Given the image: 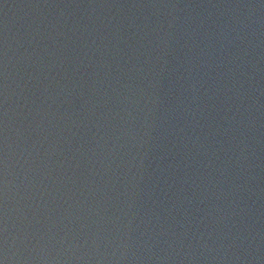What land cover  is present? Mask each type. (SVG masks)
Segmentation results:
<instances>
[{"label":"water","instance_id":"1","mask_svg":"<svg viewBox=\"0 0 264 264\" xmlns=\"http://www.w3.org/2000/svg\"><path fill=\"white\" fill-rule=\"evenodd\" d=\"M0 264H264V0H0Z\"/></svg>","mask_w":264,"mask_h":264}]
</instances>
